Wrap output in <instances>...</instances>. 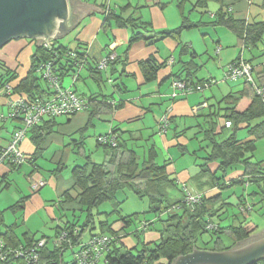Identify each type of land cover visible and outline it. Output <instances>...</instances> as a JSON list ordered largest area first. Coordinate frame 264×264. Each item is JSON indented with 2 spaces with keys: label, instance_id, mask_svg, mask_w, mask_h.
Returning <instances> with one entry per match:
<instances>
[{
  "label": "crops",
  "instance_id": "obj_1",
  "mask_svg": "<svg viewBox=\"0 0 264 264\" xmlns=\"http://www.w3.org/2000/svg\"><path fill=\"white\" fill-rule=\"evenodd\" d=\"M66 1L68 11L65 24L70 26V5L69 0ZM79 1L97 6L104 11L92 10L82 16L63 36L52 38L57 31L60 32L58 23L63 21L56 17L53 33L47 39L54 40L57 45L66 50L83 52L88 56L87 64L78 73V81H80L78 86L83 91L79 92L76 86L74 90L78 91H75L77 94L86 99L96 97L99 100L105 99L113 105L117 103L119 105L112 111H101L92 118H90L89 106L72 116L55 117L52 132L40 145L39 152L31 139V129H28L19 146L27 156L24 167H22L24 163L17 166L0 165V198H16L13 204L6 207L7 209L21 200V207L12 211L23 213L20 223L23 227L22 231L20 233L17 231L19 228L17 221L7 223L1 219L3 227L0 229V236L4 238L6 229L9 226L13 227V239L19 240L20 244L25 243L22 238L24 233L35 238L40 236L51 238L67 224L80 225L85 213L80 211L81 207L78 205L80 190L75 186L71 176V168L77 164L70 161L69 140L72 142L81 140L83 142L81 151L85 154L88 140L94 138L96 142L98 135L108 133L112 129H115L119 138L138 155L139 161L146 159L149 149H153L156 154L155 162L158 165H165L166 173L170 179H173L171 186L179 187L182 192V184H185L193 192L201 193L205 197L219 196L216 183L213 182V173L217 172L209 166L210 163H215L216 167L218 163L215 161L204 165V162L199 164L196 162L198 158L202 160L210 151L208 143L201 144L202 141H206L204 136L200 138L198 136L200 133L202 136V132H205L209 114L217 112L219 115L220 110L226 106L222 101L224 96L237 95L242 91L251 94V84L243 79L225 78V69L230 62L236 59L249 62L252 66L251 75L254 83L257 85L264 83V30L259 41L249 46L241 45L235 33L223 25L183 28L176 38L152 34L153 31L172 30L183 23L210 24L215 21L218 12L246 24L264 22V0ZM107 11L114 12L122 20L134 18L141 21L145 27L139 30L143 33V38L130 43L129 39L133 35V30L129 26L119 25L113 18H110L108 25L103 27ZM39 38L44 37L19 36L8 40L0 47V73L7 70L16 74L15 78L8 83L12 88L27 76L31 66V56L36 46L40 45ZM108 53L116 55L114 62L94 72L97 61ZM148 59H152L156 66L155 77L150 80H146L142 66V63ZM169 59L172 61L168 62ZM187 76L194 86L212 82L201 90L178 92L172 98V80L178 77L185 80ZM75 84L71 87L73 88ZM39 88V95H46L43 83H39ZM15 96L18 94L16 93ZM20 96L25 97L27 94L21 93ZM9 98L4 89L2 93L0 91L1 116L5 112ZM248 102L247 100L246 103ZM203 103L205 105L202 106ZM163 115L168 117V126L166 131L161 133L159 122ZM2 119L8 118L2 116L0 122L7 121ZM47 119L49 118H44V120ZM263 120L264 116L259 117L252 120L249 125L252 127ZM17 126L16 124L6 134H1L4 125H0V146L9 141ZM232 126L233 124H230L228 127ZM238 127L249 132L247 123H240ZM193 130L194 139H197L198 145L190 153L197 159L194 158L188 165L178 164L175 155L178 150L181 154L188 150L187 140L184 137ZM215 132L219 133L218 127ZM237 139L239 142L247 141ZM201 151L203 154L198 156L197 154ZM89 158L91 159L90 156ZM99 158L98 156L91 160ZM41 159L42 162H40ZM250 161H252L251 158ZM18 170L22 172L19 173ZM234 172L236 175H225L222 181L228 183L235 179L234 177L237 178L243 174L242 169H234ZM208 174L210 177L206 178ZM28 175L35 180L42 178L45 184L32 190L26 181ZM220 182L221 180L218 181ZM65 198H70V201H65ZM69 212H72L71 216ZM32 217L41 218L44 221L38 226H32L28 223ZM118 218L119 216H115L113 221H109L102 216L93 215L94 227L84 231L81 241L87 240L94 233H100L97 223L105 220L114 230L120 231L118 244H122L125 248H132L134 241L128 233L125 236L122 234L126 233L128 226ZM153 219V216L150 219L142 218L140 227L136 226L135 230L145 233L143 234L145 242L157 240V235L145 232L153 223ZM143 222H146L145 228L141 227ZM49 230H51L50 233H48ZM4 239L8 243H13L10 239ZM47 244L50 245V242ZM70 259L71 255L68 260H64L63 255L61 257L63 262H69Z\"/></svg>",
  "mask_w": 264,
  "mask_h": 264
},
{
  "label": "trees",
  "instance_id": "obj_2",
  "mask_svg": "<svg viewBox=\"0 0 264 264\" xmlns=\"http://www.w3.org/2000/svg\"><path fill=\"white\" fill-rule=\"evenodd\" d=\"M110 18L115 19L119 25L129 26L133 30V35L129 39L130 43L143 38V33L139 30L145 27L138 19L130 18L128 20H122L114 12L107 11L103 27L108 25ZM205 25L225 26L235 33L237 39L243 46L255 45L261 38L264 30V22L246 24L218 12L215 21L210 24L183 23L181 26L172 30L153 31L152 34L154 36H170L176 38L183 28L201 27ZM49 59H55L58 65L61 64L63 68L61 71L62 76L65 77L68 75L70 66L68 67L66 65L69 59L67 50L57 44H55L53 51L45 49L42 45H38L31 56V66L27 76L16 87L12 88L11 97L15 96L16 93L18 95L26 93L30 98L40 96L39 83L41 81L35 74V67L41 60ZM114 60L111 62H114ZM142 66L145 70L146 80L153 79L156 73V66L152 59L146 60L142 63ZM94 70V72H97L96 68ZM15 76V73L8 72L7 70L0 73V87L5 90V86ZM184 81L188 86L192 85L188 76L185 77ZM250 89V95L247 91H242L237 95L228 94L224 96L222 101L226 106L223 107V115L226 117V121L233 124L232 129L234 131L239 129L238 125L240 123H247L249 132L255 134L256 137H261L264 135V120L252 127L249 124L252 120L264 116V99L256 95L252 88ZM102 97L105 98V96ZM247 100L249 101L248 103H246ZM242 101H245V103H242ZM87 105L90 107V118H92L96 117L101 111H112L118 107L119 103L113 105L106 102L105 99L99 100L96 97H90L88 98ZM243 107L246 108L244 109ZM214 113L217 114V112H212L209 116L214 115ZM54 125L55 117L47 120L43 119L41 123L29 128L32 133L31 139L37 146L38 152L40 145L46 136L52 132ZM216 126V121L211 122L209 128L205 130L204 135L205 139L208 140L210 151L203 158L205 161L204 165L215 161L218 163L217 170L221 171V176H216L218 171H216V174L213 173V182L216 183L215 186L218 189H222L232 184H249L259 181L264 188V166L261 161H250L251 157L248 155V153L254 150V140L239 142L234 132L218 140L216 138L217 133L215 132ZM111 132L116 134L114 145L109 143L99 144L96 142L98 146L103 148V161L93 162L86 155V161L83 164H77L71 168V176L73 177L74 184L80 190L78 205L81 207L80 211L85 213V215L79 226L67 224V226L65 225V227L59 229L51 238L40 236L47 238L46 244L39 253L42 261L50 262V264H73V252L81 243L86 241H81L84 231L89 227H94L93 208L105 201H112L117 206L120 204V201L116 199V195L118 192L125 190L133 192L139 199L147 198L149 204L147 212H154L158 217L165 214L166 217L161 219L162 228L159 230L160 236L157 240L151 242L139 240L140 245H134L132 248H125L122 244H118V233L120 231L114 230L107 221L98 222L100 233L94 234L107 233V235L112 237L105 255L106 264H163V262H165L164 264H171L176 257L187 254L196 248V243L204 232L209 231L211 235H216L214 245L211 248H207L206 246L197 248L212 251L230 249L237 242L244 240L254 232L256 225L251 221H241L237 225L229 224L225 226H220L217 223V229H206L207 221L211 220V217L221 208V205L216 208L214 207L219 196L205 197L203 195L201 201L193 206L184 204L182 198L172 203L166 201V194L163 189L170 184L172 185L173 179H170L166 173L165 165H158L155 162V151L149 149L146 159L139 161L138 155L127 147L124 140L119 138L116 130L112 129ZM82 143L81 140L78 142L74 141V144L79 150H82ZM236 165L241 166L240 168L243 174L240 177L230 180L228 183H218V180L226 175L227 170L229 168H235ZM88 167L90 168L88 169ZM69 199L65 198L64 200L70 201ZM20 201H17V203L9 208L11 210L20 208ZM173 206H177V208L173 209ZM132 215L135 216L137 214L132 213ZM132 215H119L118 219L129 227L132 223ZM138 217L140 216L137 215ZM74 228H77L78 231L76 234L69 233L70 243L64 242L60 247L53 245V238L61 230L69 229L72 231ZM138 232L139 230H134L132 233L138 236ZM222 233L231 238V245H223L218 237ZM13 235V227L10 226L6 229L5 234H3L4 238L10 239L13 242V245L20 244L19 240L13 239ZM40 237L35 238V236H29L27 233L22 235L25 241L24 244L26 245ZM48 242H50V245L47 244ZM68 250L71 254V259L69 262H63L61 257ZM0 264H23V262L18 259H11ZM251 264H264V258Z\"/></svg>",
  "mask_w": 264,
  "mask_h": 264
},
{
  "label": "built area",
  "instance_id": "obj_3",
  "mask_svg": "<svg viewBox=\"0 0 264 264\" xmlns=\"http://www.w3.org/2000/svg\"><path fill=\"white\" fill-rule=\"evenodd\" d=\"M39 43L45 49L53 51L55 41L52 39L39 38ZM68 60L67 66H70V71L67 76L71 77V84L67 87L63 86V78L61 71L63 70L61 64L58 65L55 59L41 60L35 67V74L39 80L45 85L46 95L36 96L30 98L28 96H13L11 97L12 87L10 84L5 86L6 96L8 99L9 114L11 119L21 121L11 134L9 141L0 147V165L9 164L17 166L22 164L27 156L20 150L19 146L24 139L26 132L29 128L39 124L44 118H54L58 116H72L77 112L87 108L88 99L78 95L71 87L78 80L79 71L88 62V56L85 53H80L75 50H67ZM116 57L113 53L104 55L96 63V69L101 70L114 60ZM169 59L168 62H171ZM252 66L249 62L243 59H236L230 62L225 69V78L228 80L243 79L251 84L253 91L256 95L264 99V83L257 85L254 83L252 75ZM66 77V76H65ZM212 81L208 82L211 83ZM205 85H187L182 79H174L171 82V97L174 98L178 92H190L192 90H201ZM205 103L202 104V106ZM2 116L0 117V119ZM231 123L226 122V126ZM168 126V117L163 115L159 122V132L166 131ZM116 134L109 131L106 134H101L96 137V142L99 144L109 143L115 144ZM29 185L32 190H36L45 184L42 178L33 179L28 176ZM247 184V183H246ZM182 202L188 206H193L201 201L203 195L201 193L193 192L185 184H182ZM177 206H173V209ZM241 212L250 211L251 206L246 203L239 206ZM142 228L146 227V222L141 225ZM217 223L209 220L205 228L208 230L217 229ZM77 228L72 231L69 229L61 230L52 240L54 246L60 247L64 242L70 243L69 233L76 234ZM112 237L107 234H93L72 254L73 264H106L105 255L108 251L109 244ZM47 238L40 237L26 244L13 245L8 243L5 239L0 237V263L9 261L11 259H18L23 264H50L40 259V251L46 244Z\"/></svg>",
  "mask_w": 264,
  "mask_h": 264
},
{
  "label": "rangeland",
  "instance_id": "obj_4",
  "mask_svg": "<svg viewBox=\"0 0 264 264\" xmlns=\"http://www.w3.org/2000/svg\"><path fill=\"white\" fill-rule=\"evenodd\" d=\"M78 80L75 82L76 84H75V86H73V89H75L77 86V90L80 92L83 90H81L79 88L78 85L80 84V81H78ZM70 84H71V77L70 76L64 77L63 78V86L67 87ZM3 89L4 88L0 87L1 93H2ZM77 90H75V91H77ZM8 114H9V106L7 105L5 107V112L2 116L6 117L8 119H2V120H7V121L0 122V125L1 124L4 125V128L1 131V134H6L7 131H9L14 125L21 124L20 120L11 119L8 117ZM223 114H224V111L222 109V110H220V114H219L220 116L216 113H214V115L208 116V118L206 119L207 123H206L205 129L209 128V126L211 124L210 122L216 121L217 122L216 127H218V132H219L216 135L217 139H223L224 136H227L229 133L234 132L236 135V138H241V139H246V140H248V139L254 140V143H255L254 150L248 154L250 155L252 161H261L262 165L264 166V135H262L261 137H256L255 134L247 132L246 129H244V128H239V129H236L234 131L232 129V127L229 128L228 126H226V117ZM0 117H1V114H0ZM204 134H205V132L203 131L202 136L200 133L198 138L204 136V140H206ZM184 138L187 140L188 150L186 152H184V154H181L180 150L176 149V150H178V153L175 155V157L177 159L178 164L188 165V164L193 162L194 158L197 159L190 152H193V150L196 149V147L198 145L197 144L198 141H197V139H194V130L191 132H188L187 136H185ZM207 141L208 140L202 141L201 144L202 143L206 144V143H208ZM69 143H70L69 144L70 161H72L75 164H83L86 161V158H85L86 155H89L91 157V159L99 156L100 158L98 160H93L95 162H101L104 159L103 148L96 144L94 138L87 141L85 154H83V152L76 147L74 142L69 140ZM202 154H203V152L201 151V153L197 154V155L201 156ZM26 160L24 162H26ZM40 162H42V159L40 160ZM196 162H198V164L200 162L205 163L203 158H202V160L200 158H198L196 160ZM25 164L26 163L22 164V167H24ZM209 166H212L216 171H218L216 176H219V175L221 176V171L217 170V166L215 167V163H210ZM240 167L241 166L236 165L235 168H233V169L229 168L227 170L226 176H228V175L230 176V174L236 175V172H234V169L240 170L241 169ZM69 169H70V167H69ZM20 171L21 170H18L17 172L20 173ZM28 176H30V175H28ZM28 176H26V181L29 184ZM209 177L210 176L208 174L206 178H209ZM234 178H236V177H234ZM23 180H24V176H23L22 181ZM219 180H221L220 183H224V181H222V178H220ZM163 190H164V193L166 194V198H165L166 201H168L170 203L178 200L179 197H181L183 195V192L180 191L179 187L168 185V186L164 187ZM263 191H264V188L262 186V183L259 181L258 182H252L249 184L248 183L247 184H245V183L244 184H232L231 186H227L225 188L218 189L217 192L219 193V197H218L217 202L215 203L214 207L216 208L217 206L221 205V208L218 210V212L215 215H213L211 217V220L214 223H218L220 226H225V225H229V224L237 225L241 221H251L253 224L256 225V228L252 234L261 231L262 229H264V192ZM117 197H118L117 199L120 200V204H118L116 206L112 201H105V202L101 203L100 205H98L97 207L93 208V211H92L93 215L95 217L97 215L102 216V218H104V219L107 218V219H109V221H113L115 216L117 217L119 215H127V214L132 215V213L139 215L140 217H138V218H137V215H135V216L132 215V223L130 224L128 229H126L127 230L126 233L125 232L122 233L124 236L128 233V236H130L131 240L134 241V245H138V246L140 245L139 240L144 241V235L143 234H145V233L139 231L138 236H135V235H133L132 232H133V230L136 229L137 225H138V227H140V219H142V218L150 219V217L153 216V218H154L153 223L149 226L148 229H146L145 232H147L148 234L153 233V234L157 235L156 238L158 239L160 236L159 230L162 228L161 219H164L166 217V215L162 214L158 217L157 215L154 214V212H147L149 209V204H148L147 198L139 199L138 197L135 196V194L133 192H131L129 190L118 192ZM14 199H16V198H0V220L2 219L7 223H12L13 221H17V223L19 224V228L17 231L20 233V231H22V229H23V227H21L22 225H20V223L22 221V214L23 213L21 214L18 211L14 212V211L6 208L7 206H9L15 202ZM246 203H248L251 206V210L241 212L239 210V206L241 204L244 205ZM3 208H6V209H3ZM114 210H115V212H114ZM145 211H146V213L144 214ZM99 212H102V213L99 214ZM107 212H108V214H107ZM69 215L71 216L72 212H69ZM43 221L44 220L41 218H35V217L33 218L32 217V218H30L28 223H31L32 226H38ZM26 222L27 221L25 220V224H26ZM2 227H3L2 222L0 221V229ZM50 232H51V230L48 231V233H50ZM218 237L222 241L223 245H225V246L231 245L232 240L226 234L222 233ZM145 240H147V239H145ZM215 240H216V235H213V234L211 235V233L209 231L204 232L199 237V239L196 243V247H205L206 246L207 248H211L214 245ZM133 251H135V250H133ZM70 255L71 254H70L69 250L64 252L63 259L68 260L70 258Z\"/></svg>",
  "mask_w": 264,
  "mask_h": 264
},
{
  "label": "water",
  "instance_id": "obj_5",
  "mask_svg": "<svg viewBox=\"0 0 264 264\" xmlns=\"http://www.w3.org/2000/svg\"><path fill=\"white\" fill-rule=\"evenodd\" d=\"M69 5L71 25L66 26L68 11L66 0H0V47L8 40L19 36L32 38L43 36L46 40L53 33L56 17L63 21L58 23L60 32L57 31L52 38H59L71 30L82 16L92 10L104 11L79 0H69ZM263 232L264 229L241 241ZM236 244L223 251L194 248L191 252L176 257L171 264H251L264 258V237L244 247H235Z\"/></svg>",
  "mask_w": 264,
  "mask_h": 264
},
{
  "label": "flooded vegetation",
  "instance_id": "obj_6",
  "mask_svg": "<svg viewBox=\"0 0 264 264\" xmlns=\"http://www.w3.org/2000/svg\"><path fill=\"white\" fill-rule=\"evenodd\" d=\"M261 237H264V232L263 233H260L259 235H257V234L256 235H253L252 237L248 238L245 241H241L240 243L236 244L235 247H238V248L244 247L245 245H247L249 243H252V242L258 240Z\"/></svg>",
  "mask_w": 264,
  "mask_h": 264
}]
</instances>
